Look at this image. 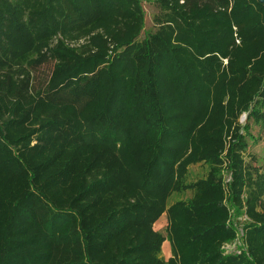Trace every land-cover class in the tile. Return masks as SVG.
<instances>
[{
	"label": "trees",
	"instance_id": "trees-1",
	"mask_svg": "<svg viewBox=\"0 0 264 264\" xmlns=\"http://www.w3.org/2000/svg\"><path fill=\"white\" fill-rule=\"evenodd\" d=\"M250 121L259 0H0V264H264Z\"/></svg>",
	"mask_w": 264,
	"mask_h": 264
},
{
	"label": "rangeland",
	"instance_id": "rangeland-1",
	"mask_svg": "<svg viewBox=\"0 0 264 264\" xmlns=\"http://www.w3.org/2000/svg\"><path fill=\"white\" fill-rule=\"evenodd\" d=\"M145 26L139 39L141 40L144 38L145 34L148 32H154L156 30V25L154 24L153 18L160 14V9L156 4H145ZM50 71V66L47 65L45 67H40L35 70V83L36 85H40L48 75ZM245 115H242L239 122L243 126L246 124V118H242ZM246 117V116H245ZM250 136L246 137V142L248 144V148L243 154V159L246 165L255 168L258 173L264 174V124L261 129L259 125L250 121ZM208 172V167L203 164H196L189 167V171L187 174V182H194L202 177H205ZM192 191H187L182 194H173L172 198L169 200L168 205L172 204L176 200H184L186 198H190L192 196ZM243 219L241 220L238 218L237 221L243 223ZM158 226L162 225L163 227L160 229V233L163 236H166V217L163 216L160 220L157 221ZM237 240L230 244L229 249L232 250L237 245ZM240 244V242H239ZM171 256L170 245L168 242H165L162 248L161 257L167 259Z\"/></svg>",
	"mask_w": 264,
	"mask_h": 264
},
{
	"label": "built area",
	"instance_id": "built-area-1",
	"mask_svg": "<svg viewBox=\"0 0 264 264\" xmlns=\"http://www.w3.org/2000/svg\"><path fill=\"white\" fill-rule=\"evenodd\" d=\"M236 244H237V245H236L235 248H233L232 250L229 249V246H231V245H225V246H223V248L225 249V252H226V253H229V252H231V251H236V250H237V246L240 245L239 242H237ZM237 253H240V252L237 251Z\"/></svg>",
	"mask_w": 264,
	"mask_h": 264
},
{
	"label": "water",
	"instance_id": "water-1",
	"mask_svg": "<svg viewBox=\"0 0 264 264\" xmlns=\"http://www.w3.org/2000/svg\"><path fill=\"white\" fill-rule=\"evenodd\" d=\"M259 2H261L262 4H264V0H259ZM243 118H246L245 116Z\"/></svg>",
	"mask_w": 264,
	"mask_h": 264
},
{
	"label": "clouds",
	"instance_id": "clouds-1",
	"mask_svg": "<svg viewBox=\"0 0 264 264\" xmlns=\"http://www.w3.org/2000/svg\"><path fill=\"white\" fill-rule=\"evenodd\" d=\"M243 118V117H242Z\"/></svg>",
	"mask_w": 264,
	"mask_h": 264
}]
</instances>
